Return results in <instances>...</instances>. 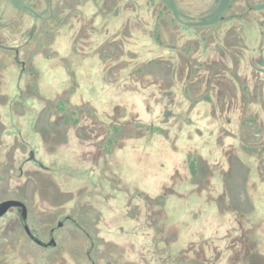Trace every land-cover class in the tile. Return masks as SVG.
<instances>
[{"label": "flooded vegetation", "instance_id": "flooded-vegetation-1", "mask_svg": "<svg viewBox=\"0 0 264 264\" xmlns=\"http://www.w3.org/2000/svg\"><path fill=\"white\" fill-rule=\"evenodd\" d=\"M74 55L79 57L75 64ZM34 61L43 63L37 69ZM175 99H185L191 111L169 109L166 116H159L160 105L171 108L178 103ZM205 105L215 127L204 143L201 127L188 128L192 121L187 118L194 109L195 115L203 113ZM235 114L244 123L253 115L250 127H257L248 132L245 127L244 133L234 130ZM0 123V159L11 171L17 166L20 177L30 164L34 170L26 171L27 179L35 184L32 203L23 195L0 202L22 200L31 231L56 244L43 246L32 239L18 206L0 217L5 218L0 234L15 223L44 251L58 247L59 237L69 241L71 235L66 237L65 231H80L73 246L84 250V260L69 259L58 250L49 257L53 263L61 259L59 264H264V207L241 208L220 185L222 166L237 145L239 150L258 146L264 150V0H0ZM173 123L178 125L175 130L169 127ZM130 124L136 133L125 139L124 125ZM219 129L228 136L221 141ZM167 131L169 140L160 136ZM44 135L55 142L57 157L50 164L36 156L38 148L46 147ZM143 137L150 141L142 143ZM151 141L158 142L157 147L155 143L151 147ZM140 145L146 151L166 149L174 155L124 157L125 149L137 152ZM205 149L210 151L206 159L212 162L216 180L206 210L204 194L191 184L196 176L192 167L199 166L201 156L196 152ZM243 162L249 168L248 180L264 177L257 170L259 160ZM83 166L84 172L72 170ZM124 166L136 171L139 166L174 168L173 174L169 171L157 179L155 174L145 175L151 181L147 188L151 196L157 182L159 190H171L169 180L183 167L186 184L180 194L182 205L188 207L175 236L164 228L170 215L158 224L153 214L146 251L139 241L122 239L117 251L106 255L98 233L126 230L130 218L124 217L122 196L127 191L129 197L128 192L140 186L124 188ZM41 172L49 174L37 175ZM133 179L140 183V176ZM162 202L166 203L164 198ZM83 206L96 217L82 223L78 217ZM204 217L212 220L210 236H205ZM20 236L6 245L18 246Z\"/></svg>", "mask_w": 264, "mask_h": 264}, {"label": "rangeland", "instance_id": "rangeland-1", "mask_svg": "<svg viewBox=\"0 0 264 264\" xmlns=\"http://www.w3.org/2000/svg\"><path fill=\"white\" fill-rule=\"evenodd\" d=\"M60 43L64 45V43H66V40L62 39V42ZM74 57H76V55H74L71 59V62H73V64H75V61L79 59V57H76V58ZM40 62L41 61H34L33 62L34 68L38 69L41 66V63H43V62L41 63ZM43 65H47V64H43ZM156 67L158 68V66ZM45 77H47L46 72H44V76L43 75L41 76L42 82L45 81ZM187 99L192 100L194 98H187ZM175 101H178V103L173 104L171 108L168 107V104L160 105L161 111L158 113V115L161 117L166 116V112L169 109H172L174 111H182V112H185L186 109H188V111H191L189 110L188 104L186 102H183L185 101V99L183 101L181 99H175ZM202 110H203V113H199L198 115H195L196 109L192 110L193 113L191 114V117L189 115L187 120L188 122H190V120L193 122V123L191 122V124L188 125V128L195 129L196 128L195 126L201 127L202 129L201 134H202V138L205 143V140L210 137L209 133L211 132L212 128L215 127V125L212 121L211 115L209 114V111L211 109L209 107L206 109V105H205L204 109ZM252 117L253 115H251V117L244 120L245 121L244 123L240 118H238L237 114H235V116H232L233 120H232L231 126L234 130H237L238 128H240L241 133H244V128L246 127L247 132H248L249 129H253L257 127V125H252V127H250L251 126L250 123H253V122L255 123V120ZM10 120L11 119L8 118L6 121L10 123ZM55 121L57 123L60 121V119H57ZM62 127L64 126L62 125ZM134 127L135 125H132V124L124 125L123 137L125 139L131 137L132 133H136L134 130ZM169 127L173 128L171 130H175L178 128V125L176 123H173V125L169 124ZM191 129L187 131V135L191 132ZM62 130L63 128L60 131ZM145 130H146L145 132L147 133V128ZM218 132H219V137H217V139H219V141H221L223 138L228 137V136H225L226 134L224 135V131L219 129ZM1 133H2V129H1V123H0V134ZM220 133H222L223 135H220ZM193 134L194 135H189L188 137L191 139L194 138L196 134L195 132H193ZM62 135L63 134H59L57 138H59L60 140H63ZM160 136H164L165 140L170 139V135L168 131L162 133ZM242 136H243V139L245 140L244 134ZM31 137L33 136L31 135ZM67 137L69 136H66V138ZM44 138L46 139V147H43V149L38 148L36 150V156L44 160L46 164H50L51 163L50 161L53 158L57 157L55 150L53 148V145H52L55 142H52L51 140H49L47 138V135H44ZM160 138L163 139V137H160ZM68 141H70V144H71L70 146L72 147L74 143V142L71 143L72 136H70V139ZM147 141H150V140H146L144 139V137L141 138L142 143L147 142ZM0 142H1V139H0ZM32 142H35V141H32ZM164 142L165 141H162L161 144H164ZM66 143L67 141L64 144ZM128 143H131V141L128 140ZM150 143H151V147H153L154 143H155V147H157L158 142L151 141ZM238 144L240 145V142ZM168 146L173 148L175 145L172 146L168 144ZM139 147H140V150L137 152L133 151V149L129 147L131 150L129 151L127 150L126 152L124 151V157L127 156L126 158H132V157H135V153H136V156L139 155L143 158H146V157L150 158L153 156L155 158H158L163 153L169 154L170 152L165 149V151H163L162 153H159L158 151H155V150L151 151L152 148L150 149V151L149 149H147L148 151L147 152L144 149L143 145H140ZM237 148H238V145L235 149L231 151L234 153V155L231 156L229 163L227 164V161H226L225 164L227 165L222 166L221 172H222L224 181L220 183V185L222 186V189H225L226 191H228L231 202L234 204H238L241 208L250 209L256 205L259 207H264V177L261 179L259 178V180L258 178H251L250 180H248L247 175L249 172L248 171L249 168L247 167V165L245 166L243 162L245 161L246 163H251V160H254V159L259 160L258 162L259 165L257 167V170L258 172H261L264 174V150L259 149L260 146H258L256 150H253V149L239 150ZM1 152L2 151H0V154ZM13 152L15 153L18 151H13ZM62 152L64 151H61L59 153V156L63 154ZM188 153L189 155L193 154V152H190V151H188ZM196 153H201V156L199 155L200 156L199 157L200 159L198 160L199 166L197 167V173L195 174L196 176L192 177L193 183L191 184H193L194 186H197L199 189L198 191H201L200 193L204 194L203 195L204 196L203 208L206 210V208L210 206L209 205L210 203L207 200L208 196L209 197L213 196L212 192L211 193L209 192L213 191V188H215L214 186L216 184V180L214 179L213 172H212L214 168H213L212 162L206 159L207 156L211 155L209 150L205 149L203 151H199ZM51 154L53 157H49ZM170 154L174 155L172 152H170ZM72 156L73 154H69L68 157L71 158ZM191 158H194V156H191ZM78 165H82V164H78ZM30 166L31 165L29 164L25 167V174L23 177H20L21 175H20V172L17 166L13 167L11 171L8 165L5 164V161L0 159V200L3 199L4 197H10V196L13 197L15 195H23L24 197L28 199L30 203L34 201L33 197H34V191H35V184L27 179V174H26V171L28 169L34 170L33 169L34 167H30ZM75 169L76 170L78 169V170H81V172H84L87 169V167L85 166L72 167V170H75ZM165 169L167 170V173L164 172ZM173 169H174L173 167L165 168V167L158 166V167L153 168V167H148V166H139V169L136 171V169L132 168L131 166H124L123 179L121 178L123 181V185L125 186L124 188L131 189L134 186L135 187H137L138 185L140 186H139V189H137L135 192H128L127 195L129 197H126V199L124 200V207H123V212L125 215L124 217L126 218V216H129L130 218V221H128L129 223H128V227L126 228V230L123 232L119 230L104 231L100 236L98 233L97 241L98 243L102 244V245L100 244V246L102 247L101 251L103 250L102 251L103 254L110 255L111 253H115L118 249L117 244L118 242H121L122 239L125 242L130 241L131 239L135 240L136 242L139 241L138 243L141 244L140 249L143 250V252L146 251V249L148 248L150 244L149 236L151 235L152 237L153 235V231L151 234H149L151 229L149 227L150 225L148 224L149 222H153V218L151 220V217H153V214H154V218H156L155 221L158 224L163 223L165 217L167 219L166 214H169L170 215L169 220L168 219L166 220L167 225L164 228L168 229L170 237L176 235V232L179 228L181 218L184 214L183 210H185L188 207L187 205H182L184 201V197L180 194V192L182 191L184 192L185 190L182 187L185 186L186 184L184 181V175L187 174L186 173L187 170H184L183 167H181L182 172H179L178 174H176V177H172V179L169 180V183L171 184L170 185L171 190L165 189V188H162L161 190H159L160 189V187L158 188L159 182L155 183L157 187L152 188V189H155V193L152 196L149 195L150 192H148L147 190L148 186L151 185V181L144 178L146 174H155L156 179H157L158 175L160 176H163L164 174L166 175L168 174L169 171L172 172L173 174ZM48 174L49 173L41 172V173H38L37 175H48ZM188 174L191 175L190 172H188ZM135 176L137 177L140 176L141 179H140L139 184L137 183L138 182L137 179H136L137 181L133 179ZM163 178L164 177H162L159 180L163 181L162 180ZM132 179L134 180L133 181L134 184L133 182H131ZM66 182L68 184L74 183V181L72 180L71 182L70 180H67ZM173 188H175L177 192L179 193L177 192L172 193ZM83 189L84 188L81 187L75 190L76 192H80ZM189 189H190L189 185H187V190ZM204 190L208 192L204 193ZM207 193H209V195H207ZM159 196L164 198V200L166 201L165 204L160 200L161 197L159 198ZM120 197L121 195L118 196V198ZM193 200L194 199H191L190 201H193ZM190 206L194 207V205H190ZM37 210L38 209L34 207V205H32L33 213L37 212ZM148 212H150L151 214H148ZM95 217L96 215H94V212L91 211L90 208L86 209V207L83 206L79 213L78 218L82 223H84L86 220L90 218L94 219ZM204 218L205 220L203 221H205L204 222L205 236H210V234H212V225H211L212 220L210 219L211 217H207V218L204 217ZM4 219L5 218L0 220V227L2 226L3 223H5ZM73 232L74 230L71 232L65 231L63 233V235L65 234L66 237H68L69 234L71 235V237H69L70 238L69 241H63L62 237H59L58 247L54 249H47V250L42 251L36 243L30 241L28 236L24 234V232L20 229V227L17 229L15 223L14 224L9 223L6 226V229L3 230L2 233L0 234V253H2V255L4 256V259L0 261V264H35V263L36 264H55L51 260H49V257L53 255V252H56L58 250L60 251L64 250L67 258L69 259H74L75 257L77 258L78 261H82L84 260V250L82 251L80 247L73 246L74 240L76 238V234H78V232L80 231H75L74 234ZM20 233L23 234V236H20L22 238V241L18 244V246H7L6 245L10 239H13L15 237L17 238V236ZM137 233L138 235H136ZM16 250L18 251L17 254H16ZM20 254H22L23 256H20ZM60 260H57V264H59ZM125 264H132V263L129 262Z\"/></svg>", "mask_w": 264, "mask_h": 264}, {"label": "water", "instance_id": "water-1", "mask_svg": "<svg viewBox=\"0 0 264 264\" xmlns=\"http://www.w3.org/2000/svg\"><path fill=\"white\" fill-rule=\"evenodd\" d=\"M18 206L22 218V223L24 228L26 229L29 236L34 239L38 244L43 246H52L55 245L56 242L52 239L49 242H44L39 237H37L30 229L28 222H27V206L26 204L19 199H5L0 202V217H2L5 213H7L12 207Z\"/></svg>", "mask_w": 264, "mask_h": 264}, {"label": "trees", "instance_id": "trees-1", "mask_svg": "<svg viewBox=\"0 0 264 264\" xmlns=\"http://www.w3.org/2000/svg\"><path fill=\"white\" fill-rule=\"evenodd\" d=\"M127 148V147H126ZM127 151V149H125V152ZM127 156H125V158H126ZM198 167V166H197ZM197 167H192V171L193 172H195L194 174H196L197 173ZM172 191H173V189H172ZM177 191V190H176ZM172 193H174V192H172ZM124 200L126 199V193L124 194ZM161 196H159V198H160ZM162 199H163V197H161L160 198V200L162 201Z\"/></svg>", "mask_w": 264, "mask_h": 264}]
</instances>
